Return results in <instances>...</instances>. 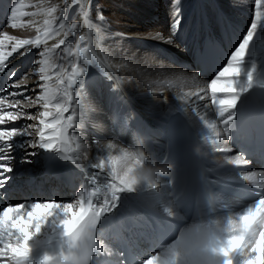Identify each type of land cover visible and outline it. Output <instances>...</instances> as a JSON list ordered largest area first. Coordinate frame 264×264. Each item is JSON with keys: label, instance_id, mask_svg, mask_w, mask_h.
<instances>
[{"label": "bare ground", "instance_id": "bare-ground-1", "mask_svg": "<svg viewBox=\"0 0 264 264\" xmlns=\"http://www.w3.org/2000/svg\"><path fill=\"white\" fill-rule=\"evenodd\" d=\"M61 1L50 0V4L61 5ZM18 2L19 0H0V15H3V11L8 8L10 14V7ZM24 2L31 4L37 1L24 0ZM159 2L160 0H123L115 3L114 0L100 2L92 0V4L88 6L89 18L92 25L98 26L103 33V39L99 40L95 38L94 29L91 33L97 45V56L106 57L107 61L113 64L119 63L123 58L126 67L114 68L112 71L115 79L111 82L104 77L98 66L97 70L101 72L100 75L97 71H88L89 73L83 78L84 86L79 89V96L84 106L89 109V119L82 129L88 146L86 149L88 159L84 160L81 157L79 161L81 167H77L71 162L60 160L55 153H45L43 150L25 149L14 145L12 155L16 159L13 161V171L8 173L11 179L8 180L5 189H0V193H6L5 198L0 199L2 204L6 203L5 200H11L13 204H16L23 201H45L51 198L58 202H68L76 196L82 185L90 184L88 178L91 177L97 181L96 186L101 188V195L98 199H103L107 171L98 174L97 169L90 167L91 163L98 162L96 157L104 155L93 144L94 139L115 138L126 146L134 145L136 140L142 139L150 153L161 157L167 155L176 164L173 184L166 185L159 191L122 194L121 207L116 209L110 217L104 218L99 227L97 239L105 252L99 258L98 264H120L119 253H124V251L119 248L118 244L126 250L123 247L126 241H128L133 254L139 258V262L146 259L148 244L156 235L155 225L158 224L157 228L159 229L164 226L165 222H177L164 215L163 207L168 203H173L181 213L178 201L186 191H191L201 198L214 197L216 205L220 203L225 208V212L229 209L242 211L250 204L233 197L226 190L215 191L212 195L213 187L219 185L222 188L225 186L243 188V185L237 183V181L243 180L241 175L243 172L261 173L253 164L251 166L226 164L227 156L237 155L233 149L230 153L213 151V140L217 138L200 121L199 117L204 116L206 120L215 123L217 129L222 131L223 126L220 119L215 115L213 107L208 109L203 107L204 101L193 103L194 98H190L184 102L181 97L184 93L192 90V87L189 85L181 87L176 81V75L180 69L186 70L188 74L196 72L194 65L197 62L198 51L202 48L205 36L213 43H221L228 55L234 50L247 32L254 17V0H180L178 15L181 22L171 44L146 38L149 34L156 32H162L165 37L170 35L173 22V0H165L164 4L163 2L159 4ZM97 3L101 6L102 13L108 12L106 11L107 7L114 6L113 11L123 21L119 22L120 24L114 20L111 21L107 14H104L105 21H99L95 9ZM44 6L50 5L46 3ZM24 10L35 11L33 8ZM29 19L35 20L37 25L42 26L45 16L22 18L24 21ZM6 21V32L9 35L19 37L20 30L31 33V38L37 34L35 27L12 28L10 27L12 21L9 18ZM66 21L67 17L64 20L65 24ZM58 23L59 21H57ZM78 23L82 25L78 27V34L89 31L88 26L83 24L82 17ZM149 26L153 28L149 29ZM113 33H125L131 38L121 39L118 36H113ZM75 39L76 37L69 41L75 42ZM57 40H50L48 47L51 48L53 44L57 43ZM139 44H141L142 52ZM8 47L10 50L11 46ZM100 48L105 51L100 53ZM42 50L43 46L39 49H32L27 56L21 57L29 65L25 72L33 69L32 61L40 59L37 54ZM110 50H114L111 55L109 54ZM59 52L60 50L57 49L52 54V60L56 64L61 63L60 56L56 55ZM263 54L264 33H261L250 48L242 66V76L238 87L247 83V75L253 71L252 65H255L253 67L256 82L251 90L241 94L240 100L233 110L235 118L249 106L252 94L257 93L256 85L260 77L259 73L264 66V56L259 60L257 58ZM96 61L99 63V60ZM19 62L20 60L11 63L8 67L16 73L15 77H12L13 80L19 79L24 73L21 66L18 65ZM85 63L89 66L87 62ZM55 71L53 69L54 78L50 82L53 86L56 85ZM122 75L127 80L123 79ZM8 80L9 75L4 77V73L0 74V87H3ZM211 80L198 77V85L206 87ZM41 83L44 82L39 80L38 75L30 74L26 81V86L29 89L26 95L35 98L42 91L37 86ZM111 83L115 85L111 86ZM23 87L21 89L9 88L8 91H21ZM207 91L210 96V89ZM218 95L222 94L218 93ZM16 99H22V97H16ZM42 110L39 105L24 109L28 114H36L37 111ZM114 115L119 117L115 123L113 122ZM31 123H38V121L21 119L0 127L10 128L13 124L18 126ZM71 132L72 130H70ZM25 139L32 138H16L18 144ZM194 144H200L207 155L203 158L196 156L193 152ZM225 146L230 147L228 140ZM26 150L37 152V155L27 157L31 161L30 163L21 162ZM201 170L205 171L207 179L214 182L213 187H208L206 181L199 178L198 172ZM260 179H264V177H259L258 182ZM85 191L87 192V186ZM118 224L121 225L122 230L128 229V232L118 231L115 233L119 229ZM60 231L61 229L56 225L49 226L33 241L35 245L33 254L43 256L46 250L57 251ZM101 232L107 235L108 241L103 239L100 235ZM118 235L121 237L120 239H118ZM96 259V257L93 258V260ZM124 259L128 261V264H132L125 256ZM90 262L92 263V261ZM31 264H42V260L31 261ZM236 264H239V257L236 259Z\"/></svg>", "mask_w": 264, "mask_h": 264}, {"label": "snow or ice", "instance_id": "snow-or-ice-1", "mask_svg": "<svg viewBox=\"0 0 264 264\" xmlns=\"http://www.w3.org/2000/svg\"><path fill=\"white\" fill-rule=\"evenodd\" d=\"M179 2L180 0H173L172 3L173 22L170 35L165 37L162 32H156L149 34L146 38L155 39L164 44L173 43V37L181 22L178 15ZM46 3L50 6L45 7ZM62 3L63 7L60 4H50V0H37L36 3L31 4H25L24 0H19L10 7L9 19L12 21L10 27H35L37 34L33 38L21 39L9 35L8 32L0 31V74L4 73L11 63L9 58L13 57V54L18 53L17 58L25 57L32 49H39L43 46V50L37 54L40 59L32 61L33 69L24 72L17 80L12 79L16 75L14 71L9 73L8 82L0 87V126L21 119L38 121V123L23 124L19 127L14 124L10 128L0 127V189H5L8 180L11 179L8 173L13 171V161L16 159L12 155L14 145L25 149L43 150L45 153H55L60 160L81 167L79 164L81 157L84 159V154H88L86 137L82 129L89 119V109L84 106L79 96V89L84 86L83 78L88 73V67L81 60L83 59L87 64L99 60L97 66L110 82L115 79L112 71L114 68L126 67L123 58L119 63L113 64L107 61L106 57L97 56V45L91 33L94 29L96 40L103 39V33L98 26L92 25L89 18L88 6L92 4V0H62ZM75 5L80 6L78 12L82 13L83 24L89 29L84 34L77 33L78 27L82 26L78 22L74 21L67 27L64 22L69 7ZM254 5L255 13L248 30L239 44L230 52L223 67L217 71L206 87L198 85L195 90H190L181 97L184 102L194 98L193 103L204 101L205 109L214 108L215 115L223 126L222 131L204 116H200L199 119L217 138L213 140V151L216 153L232 152V148L226 147L225 144L229 138L232 121L235 119L233 110L241 94L251 90L256 82L255 69H253L247 75V83L238 87L242 76V66L250 48L258 35L264 33V0H254ZM100 7L99 4L96 5L97 19L105 21L106 18L100 11ZM25 8H33L35 11L28 12L24 10ZM39 15L45 16L42 26L37 25L33 19L22 20L26 16ZM57 21H59L58 24ZM112 35L121 39L131 38L125 33H113ZM70 36L76 37L75 42L69 41ZM50 40H57L51 48L48 47ZM57 49L60 50L61 63L59 64L52 60V54ZM104 51L103 48L99 49L100 53ZM53 69L56 70L54 73L55 86L50 83L54 78ZM30 74L38 75L39 80L44 82L37 85L42 91L35 98L26 95L29 91L26 81ZM176 80L180 81L181 85L186 83L181 74L176 75ZM22 86L24 87L21 91H8L9 88L21 89ZM207 89H210V96ZM16 97H22V99H16ZM38 105L43 110L37 111L36 114H28L24 111L25 108ZM118 119L119 117L114 115L113 122L115 123ZM70 130H72L71 133ZM17 137H31L32 139H25L18 144ZM96 141L97 139H94L93 144L96 145ZM35 155H37L36 151L26 150L21 162L30 163L27 157ZM100 158L101 156L96 157L97 161ZM225 162L235 166L249 163L243 155L227 156ZM97 163H91L90 167L97 169L98 174L105 173L101 167L94 166ZM241 175L244 181L256 190L258 189L254 203L260 201L264 206V179L258 182V178L264 177V173L248 171ZM88 180L90 184L82 185L76 196L68 202H58L55 199L23 201L16 204L8 203L0 208V264H31L33 241L49 226L56 225L67 235L78 231L86 221L95 227V244L90 261L92 264H98L99 258L105 252L97 239L98 228L102 225L104 218L110 217L116 209L121 207L122 194H135V192L132 191V186L126 179H112L107 173L103 199H98L101 195V188L96 186L95 179L89 177ZM86 186L87 192L85 191ZM5 196L6 193H0V199ZM81 196L84 198H80ZM162 211L164 213V207ZM240 235L242 239L234 238L229 245L219 249L227 258V264H234V261L236 264L237 257H239V264H264V230L257 224L251 234L242 233ZM119 256L121 257L120 264H128L123 252L119 253ZM94 257L97 259L93 260ZM51 259L52 257L44 253L42 264H49ZM140 264H155L154 254L142 259Z\"/></svg>", "mask_w": 264, "mask_h": 264}, {"label": "clouds", "instance_id": "clouds-1", "mask_svg": "<svg viewBox=\"0 0 264 264\" xmlns=\"http://www.w3.org/2000/svg\"><path fill=\"white\" fill-rule=\"evenodd\" d=\"M192 90L198 86V72L188 74L178 70ZM155 90V89H153ZM96 146L104 155L94 166L107 171L112 179H126L135 193L159 191L175 180L176 164L167 155L163 157L150 153L142 139L134 145H124L118 139L97 140ZM198 157L207 153L200 144L193 145ZM88 159V154H84ZM80 198H84L81 196ZM164 215L177 221L180 227L174 236L154 254L155 264H227V258L219 251L229 245L234 238H243L240 234H251L259 224L264 230V206L260 201L250 204L242 211L229 209L217 214L214 197H207V206L187 220L178 212L173 203L164 206ZM58 250L45 251L52 257L49 264H89L95 244V227L86 221L76 232L65 235L59 233ZM71 241V243H69ZM35 245H33L34 251ZM235 264V261H234Z\"/></svg>", "mask_w": 264, "mask_h": 264}, {"label": "rangeland", "instance_id": "rangeland-1", "mask_svg": "<svg viewBox=\"0 0 264 264\" xmlns=\"http://www.w3.org/2000/svg\"><path fill=\"white\" fill-rule=\"evenodd\" d=\"M1 1H7V0H1ZM35 1H37V0H35ZM59 1V0H58ZM100 1H102V0H97V2H100ZM120 1H123V0H114V2L115 3H119ZM62 2V1H61ZM162 2H163V4L165 3V0H160V2H159V4H162ZM125 3V2H124ZM98 4V3H97ZM61 7H63V3L61 4ZM79 5H75V6H71V7H69V10H68V12L65 14V17H67V21H66V27H67V25H69L70 23H72V22H74V21H76V22H80L81 21V17H82V13H80V12H78V9H79ZM112 7V8H111ZM110 8H106V11H108L107 13H104L103 12V15L104 14H107L108 15V18H109V20H111V21H115V22H117L118 24H120L119 22H122L123 20L122 19H119L120 18V16L117 14V13H115V11H113V8H114V6H111ZM96 9V8H95ZM101 11V10H100ZM97 12V11H96ZM3 15H0V31H7V29H6V27H7V19L9 18V16H10V14H9V8L8 9H6V10H4L3 11V13H2ZM4 19V20H3ZM3 21V22H2ZM111 21H109V22H111ZM111 23H114V22H111ZM123 24V23H122ZM153 27H151V26H149V29H152ZM79 29H77L76 31H78ZM18 34H19V37L18 38H21V39H28V38H31V36H32V34L31 33H29V32H24V31H19L18 32ZM24 34V35H23ZM35 34V33H34ZM75 36H70L68 39H72V38H74ZM33 38V37H32ZM140 45V49H141V44H139ZM9 48V47H8ZM143 50L141 49V52H142ZM112 52H114V50H110L109 51V54L111 55L112 54ZM60 54V52L59 53H56V55H59ZM19 56V54L18 53H16L15 55H14V57L13 58H11L10 60H11V63H15V62H17V61H19L20 60V62L18 63V65H20L22 68H23V70L24 71H26L27 69V67H24V65H23V63H24V61L22 60V58L20 57V58H16V57H18ZM264 56V54L262 55V56H260V57H258L257 58V60H259L261 57H263ZM81 62L82 63H85V61H83V59L81 60ZM10 63V64H11ZM10 64L8 65V67L10 66ZM86 64V63H85ZM99 63L95 60L92 64H89V66H87L88 67V71H91V72H98V74L99 73H101V72H99L98 70H97V65H98ZM142 66V65H141ZM140 66V67H141ZM255 67V65H252L251 66V69H254V67ZM6 68L5 69V71H4V73H5V75L8 77V75H9V73H11L12 71L9 69V68ZM89 73V72H88ZM87 73V74H88ZM95 74V73H94ZM100 75V74H99ZM122 77H123V79H125V80H127L125 77H124V75H122ZM112 83H114V82H112ZM111 83V86H114L115 84H112ZM83 87H81L80 89H82ZM134 106H136L135 104H133ZM19 126H21V124H19L17 127H19ZM53 198H51L50 200H52ZM59 202H62V201H59Z\"/></svg>", "mask_w": 264, "mask_h": 264}]
</instances>
